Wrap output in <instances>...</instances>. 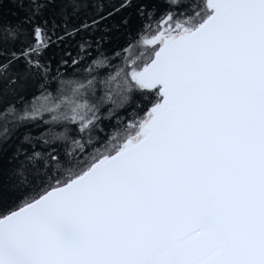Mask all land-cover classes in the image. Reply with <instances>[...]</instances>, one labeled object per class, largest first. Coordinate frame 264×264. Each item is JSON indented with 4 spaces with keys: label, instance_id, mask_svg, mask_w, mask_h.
Segmentation results:
<instances>
[{
    "label": "snow or ice",
    "instance_id": "1",
    "mask_svg": "<svg viewBox=\"0 0 264 264\" xmlns=\"http://www.w3.org/2000/svg\"><path fill=\"white\" fill-rule=\"evenodd\" d=\"M28 2L21 24L0 26V158L20 129L49 127L25 132L17 166L0 168V264H264V0H135L147 23L99 97L92 73L109 66L111 29L96 33L134 0ZM77 37L56 73L95 52L88 77L53 94L48 51ZM32 85L39 96L25 99ZM107 103L109 116L137 111L81 159Z\"/></svg>",
    "mask_w": 264,
    "mask_h": 264
},
{
    "label": "trees",
    "instance_id": "2",
    "mask_svg": "<svg viewBox=\"0 0 264 264\" xmlns=\"http://www.w3.org/2000/svg\"><path fill=\"white\" fill-rule=\"evenodd\" d=\"M105 11L110 10L112 8L118 7L120 0H103ZM50 9H55L58 13L59 9L62 7L61 4L50 5ZM31 8V4L28 0H0V26L2 27H16L18 24H21L26 16L29 13ZM161 10H163V5H161ZM69 12L71 9L69 8ZM46 15H51V12H46ZM92 11L88 10L87 15L84 12H81L78 16H70L68 19V26L71 28L73 26L79 25L82 21L91 18ZM56 23L62 24L63 21L57 15L55 17ZM123 19H127L128 23L123 24L121 21ZM146 21L143 20L136 12L135 0L133 7H129L127 9L121 10L113 17H110L108 20L102 22L100 24V31L96 33V35L104 34L103 30L105 28H110L111 31L107 32L106 35L108 39L106 40L103 52L104 55L109 57L108 67H101L95 69L92 73L97 79V84L95 87V96L99 97L104 94L105 85L99 83L101 80H106L109 74L114 75L118 68L122 67L125 63L124 57L125 53L122 51L123 48L129 46V44L135 45L137 40V33L141 30L142 26L146 25ZM58 33L63 32L62 27L57 28ZM79 37L76 40L66 39L62 43L57 42L53 44V46L48 51L49 57H55L52 60L53 67V77L50 78L48 84V90L53 94H56L58 88H60L61 81H73V80H83L85 77H88V66L92 63L93 58L95 57V52H92L90 55L86 56L79 65L72 66L71 64L67 66L60 67L59 75L56 73V65L59 60L60 54L65 50H69L75 55L76 53V44ZM141 49L138 47H133L130 52L131 58H136L140 55ZM91 78V77H89ZM116 82V81H115ZM63 87L69 89L68 94H70V84H64ZM110 87H117V83H113ZM39 87L37 85H32L29 89L24 93L25 99L31 100L33 95L39 96ZM17 97H6L5 103L9 100L16 101ZM137 97L133 94V101H137ZM114 106L111 103H107L101 109L102 120L100 121L96 132L93 134V141L90 144L85 145L84 155L81 156V159H84L89 154L95 152L97 148H102L104 144H106L108 138L112 136L116 131L122 129L124 124L133 116V114L137 111L135 108V103L125 105L121 108H115L114 114L109 116V109H113ZM44 119H50L48 114H45ZM48 125H45L42 121L36 123H30L25 128L20 129L19 138H14L4 145V154L3 157L0 158V168H2L7 174L8 170L17 166V161L12 160L13 155L16 152V149L20 147V140L22 139V135L25 132H30L33 137L39 138L41 133L48 131ZM75 126L69 125L68 129L71 132L74 130ZM63 130V129H57ZM79 139L80 137L77 136ZM87 139V138H85ZM36 144V142H33ZM43 148L42 144H36L35 150L41 151ZM24 149L27 151H31L32 147L25 145ZM23 159V156L20 157ZM19 195V194H17Z\"/></svg>",
    "mask_w": 264,
    "mask_h": 264
},
{
    "label": "rangeland",
    "instance_id": "3",
    "mask_svg": "<svg viewBox=\"0 0 264 264\" xmlns=\"http://www.w3.org/2000/svg\"><path fill=\"white\" fill-rule=\"evenodd\" d=\"M113 83H115V84H116L117 82L113 81Z\"/></svg>",
    "mask_w": 264,
    "mask_h": 264
}]
</instances>
